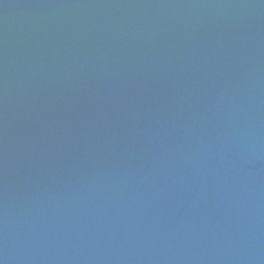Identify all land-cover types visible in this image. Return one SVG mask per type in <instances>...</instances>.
<instances>
[{"label": "water", "instance_id": "water-1", "mask_svg": "<svg viewBox=\"0 0 264 264\" xmlns=\"http://www.w3.org/2000/svg\"><path fill=\"white\" fill-rule=\"evenodd\" d=\"M0 264H264V0H0Z\"/></svg>", "mask_w": 264, "mask_h": 264}]
</instances>
